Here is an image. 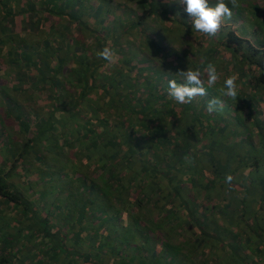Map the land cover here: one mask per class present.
I'll list each match as a JSON object with an SVG mask.
<instances>
[{"label": "trees", "instance_id": "16d2710c", "mask_svg": "<svg viewBox=\"0 0 264 264\" xmlns=\"http://www.w3.org/2000/svg\"><path fill=\"white\" fill-rule=\"evenodd\" d=\"M11 1L0 0V54L10 57L9 64L0 63V73L10 65L18 67L12 89L46 99L50 111L41 117L31 110L32 123L14 101L3 97L5 114L16 122L22 138L15 141L0 129V264H208L221 249L227 250L224 258L240 260L232 263L264 264V176L252 181L264 171V120L257 108H264V0H237L236 8L225 0L232 16L225 17L216 37L201 34L196 52L181 48L180 55L162 45L163 33L145 34L151 19L164 18L179 30H189L192 21L180 0L171 7L165 0H134L142 12L128 23L120 17L111 20L110 8L102 5L80 17L73 0L40 1L48 2L59 21L83 25L97 41L98 53L110 47L116 55L111 64L98 54L99 60L92 59V47L80 39L70 42L72 32L60 28L57 19L46 25L44 18L37 21L39 14L46 15L43 4L14 13L7 7ZM215 4L209 0V6ZM177 11L179 17L170 18ZM28 26L33 42L22 31H29ZM132 31L145 37L146 49L160 56L157 60L139 56L141 49L133 48L128 34ZM222 56L228 58L226 68L216 64ZM208 63L220 77L229 70L243 80L235 100L219 94L223 78L190 104L168 97V81L181 83L177 69L203 72ZM212 99L221 100L225 112L209 113ZM229 113L234 117L228 121L248 134L246 156L237 144L223 140L230 125L224 115ZM246 117L258 131L259 150L250 142ZM47 155L53 157L50 164L44 160ZM201 167L211 169L202 183ZM238 172L244 181L258 182L259 190L253 198L248 186L243 187L237 208L230 195L237 181L228 185L225 177L235 179ZM19 181L28 193L34 194V185H47L38 197L61 193L63 199L44 208L27 199ZM246 207L255 213H247ZM7 217L17 227L6 224L5 231ZM220 217L229 223L226 227ZM235 240L246 242L244 252L235 253ZM246 252L254 257L248 263Z\"/></svg>", "mask_w": 264, "mask_h": 264}, {"label": "rangeland", "instance_id": "374dc122", "mask_svg": "<svg viewBox=\"0 0 264 264\" xmlns=\"http://www.w3.org/2000/svg\"><path fill=\"white\" fill-rule=\"evenodd\" d=\"M40 1L41 0H12L10 3H8L7 7L9 9H12L13 12H14V9H15V11L19 12V11H21V9H22V11H29L31 6H36L38 9H40V6H42V4H43V6L48 5V2L46 3V1H44V3L39 4ZM63 2H64V0H60V2H58V3L63 4ZM172 2H175V0H170V1L165 0V3L167 5L170 4V7L172 6L171 5ZM73 3H74L73 6L76 7V10L78 12H80V17H81V14H83V17H84V14L86 12L90 13V12H92L91 9L96 8L98 5H102V7L105 6L107 8L108 7L110 8L111 16L109 15V18L111 20L113 19V21H115V18L120 17L121 20L123 19L124 23L125 22L128 23L131 18L133 19V17L138 16L142 12L140 5H138L134 0L133 1H131V0H73ZM3 12H4V10H3ZM43 12H45L46 15L45 14L44 15L39 14L38 18L36 19L37 21H42L44 18V25H46V22L50 21L51 19H52L51 21H56V19H57L56 15H55L56 12H54L53 8L47 7V10H45ZM43 12H41V13H43ZM14 13H16V12H14ZM174 14H171L170 18L174 19L175 17H179L178 11L176 12V15H174ZM31 21L32 20H29V22H31ZM177 22H178V18H177ZM23 23L25 24V21ZM89 24H90L89 25L90 28L94 26L93 25L94 23L93 24L89 23ZM119 25L121 26V24H119ZM58 26L60 28L63 27V29H69L70 32H72L71 33L72 37L70 38V40H71L70 42L73 43V41L75 42L76 39H80L83 43H85V45L92 47V49L89 50L92 54L89 52V55H92L93 58L92 57H90V58L95 59V60H99V58L97 57V54H98V47L96 46L97 41L94 38H92L91 34L87 31V29L84 28L83 25H80V27H82V28L77 26V24H75V23H73L71 26H69L68 22L66 23V21L64 22V21L58 20ZM146 26H148V28L145 30L146 36H148V35H152V36L154 35L155 36L157 34L163 33V34H161L162 36L159 38V40L162 42V45L166 46V48L170 49L172 47L173 49L179 51V55L181 52V48H184V51L187 50L188 52L195 53L197 50L196 48L201 43V41L200 42L198 41L201 38L200 37L201 33H197L192 28V26L189 28V30L191 32L195 31L194 34L193 33L187 34V31H189V30H184V29L179 30V29L171 26L168 22H166V20H164V18L157 20L156 22L155 21L152 22V19H151V21L148 20L146 22ZM108 27L109 26H107V28ZM45 28L50 29V26H46V27H44V29ZM121 28H126V27H121ZM23 29L24 30H22V31L26 32L25 36L28 37L27 40L29 42H33L34 36L31 35V31H27L25 28H23ZM118 30L121 32L120 28ZM43 31H44L43 29H40V32H41L40 34H43ZM16 33H19V31H17ZM182 33L185 37L182 35ZM128 34L134 39L131 42L133 48L141 49V51L138 52L140 57L149 58L150 60L151 59L155 60L156 58L160 57L158 55L154 56L152 54L151 49H149V48L146 49L147 40L145 39L144 36L137 35L135 33V31H132L131 34L130 33H128ZM180 37H181V41L178 40V39H180ZM126 39H127V37H126ZM183 39H185V40H183ZM78 47H79V45H78ZM9 60H10V57L7 56L5 52L3 54H0V63L9 64ZM159 60H161V58H159ZM171 60L166 59V61H171ZM166 61H164V62L167 63ZM227 61H228V58L225 56H222L219 58V60L217 61L218 63H216V64L223 63V67L226 68L227 67ZM17 69H18V67H16L15 65H10L8 68H5V70L0 73V129L4 128L7 134H9L10 136H14L15 141L19 142V141H21L22 137L18 136L16 133V131H17L16 122L13 121V119L7 117L5 114V110H4V108H5L4 103L5 102L3 100V97L7 96L12 101H14V103L16 104L18 109L24 115L29 117L31 119L32 123L35 122V120H34L33 115H31L33 113L31 110H34L41 117H43L46 115V113L48 111H50L49 110L50 105L47 103L48 101H46V99L45 100L36 99L32 95L31 96L27 95L26 92H23L24 90L23 91H17V90L15 91L12 89V86L15 84V79H16L15 71ZM160 69H162L164 72H169L168 67H163ZM231 73H232V71H229V70H228L227 74L223 73L222 76L220 77V80H221V78L226 79L228 76H231ZM219 81L217 82L216 85L219 84ZM242 82H243V80L241 81L240 78L237 77V84H238L239 89H241V87H242ZM245 92H246V89H245ZM179 107H180V105H179ZM257 108H259V113H260L258 115V118L260 120H264V108H263V106L257 107ZM217 112L223 113V112H225V110L222 108V110L218 109ZM113 113H115V112L113 111ZM224 116H225L224 119L226 120V122H229L230 125L227 128L226 136L223 137V140L228 142L229 144L230 143L231 144H237L239 146V147L237 146V151H239L240 153L243 152L246 156L247 147H245L246 141L244 139L247 137L248 134H246L243 130H241V132H240L239 127L236 126V122L234 120H231V122L228 121V119H233L232 118L233 115L231 113H229V116H226V115H224ZM184 119H185V117H183V116L181 118H179V120L181 121V123L183 125H184ZM176 120H178V119H176ZM70 124H72V123H70ZM246 125L251 127L252 137L250 139L251 140L250 142L252 144V147L255 150L261 149L262 143L259 139L258 131L253 127L252 123L249 120V117H246ZM71 126L74 129L77 127L75 125H71ZM206 143H209V142L207 141ZM16 147H17L16 144H10L11 149L14 150V149H16ZM256 156L260 157V154L257 153ZM261 156H262V159L264 160V153L261 154ZM30 157H32V156L30 155ZM252 157H253V155H252ZM51 158H53L52 155L44 156V160H46L49 164L51 163ZM230 159L234 160V158H230ZM245 160H249V159H245ZM263 164H264V161H263ZM33 165H35V164H33ZM201 168H203V167H201ZM201 168H199V169H201ZM41 169H43L42 166H41L40 170ZM208 172H211V169H209V168L207 170L204 168L202 169V175L200 174L201 177L199 180L200 183L205 181V179L207 178L206 174ZM242 175L239 172L235 173L233 175L235 177V179H233V181L234 182L237 181L236 186L233 187V190L230 193L231 197L236 198L233 205H235L237 203L236 201L241 197V194L243 195V193H242V192H244L243 187L245 188L248 186L246 189L247 190L246 192L249 196H252L253 198L258 197L259 183L258 182L257 183H255V182L249 183V180L244 181ZM259 176H264V171L260 170L257 175L253 176L252 181H253V179H256V178L258 179ZM20 180H22V179H20ZM238 183H240V184H238ZM18 184L20 185L18 188H20L22 190V192L26 194L27 199H29L32 202L42 203L44 208H45L46 204L49 206V205H52L53 203H56L54 200L59 198V197L61 198V200L63 199V196L61 195V193H58L56 198H55V196L52 195L53 193L52 194L49 193V194L45 195V197H40V196L38 197V194H40L43 191H46L47 185L45 188H41L37 185H34V187L32 189L34 194H31V192L28 193V190H27L25 184H23V181H19ZM54 194H56V193H54ZM236 206L238 208L239 205L236 204ZM44 208H42V209L44 210ZM255 208L256 207H253L252 209H255ZM246 211L249 214L255 213L254 210L252 212H250L248 207H246ZM263 217H264V215H263ZM224 220H225V217H223V218L220 217L218 220L222 227H226L229 224V223L227 224L226 221H224ZM234 221L235 220H233L232 223ZM3 223H4V230L5 231H9L8 226H12V227L16 226L17 227V224L13 223L12 217L5 218ZM232 223H230V224H232ZM260 223L263 225L264 221H261ZM6 224L8 226H6ZM213 225L214 224L212 222H210V221L208 222V229L210 231L212 230ZM242 225L243 224H238V226H242ZM232 226L237 227L236 224L235 225L232 224ZM191 233H188L187 237L193 238ZM237 244H239L240 246ZM243 244H246V242L242 241V243H241V242H237L235 240V242H233L231 245L233 247H235L234 245H236V247L234 248L235 253H236V251H237V253L238 252L241 253V252H244V250L241 248V247H243ZM218 246L219 245H216L217 248H218ZM213 251L216 252V250H213ZM226 251L225 250L223 251V249L218 250L217 253L220 256H217L216 257L217 259L214 258L213 261L208 259V264H220V263L228 264L227 262H231L230 264H238V263H232V262L240 261L235 257L232 258L229 255L230 256L229 259L224 258V255H226ZM227 254H228V252H227ZM247 255L249 256L247 258V260H248L247 263H248L249 260H252L253 255H251L249 253H247ZM32 260H33V258H30V262H32ZM255 262H257V260H255Z\"/></svg>", "mask_w": 264, "mask_h": 264}, {"label": "clouds", "instance_id": "9594fccd", "mask_svg": "<svg viewBox=\"0 0 264 264\" xmlns=\"http://www.w3.org/2000/svg\"><path fill=\"white\" fill-rule=\"evenodd\" d=\"M232 8L239 7L237 0H229ZM185 5V12L192 21V28L209 38H215L220 31L225 17L231 18L232 8L225 0H216L214 7L209 6V0H180ZM98 56L110 64L116 60L115 52L110 47H104ZM175 76L180 78L181 83L172 79L168 81V97L177 104H190L196 97L207 95V89L214 87L220 80V74L214 64L208 63L201 72L199 69H177ZM219 94L228 100H235L238 95L237 76H228L218 89ZM221 100L212 99L208 102L207 111L213 113L222 110ZM233 177L227 175L225 183L231 185Z\"/></svg>", "mask_w": 264, "mask_h": 264}, {"label": "crops", "instance_id": "0c3cea01", "mask_svg": "<svg viewBox=\"0 0 264 264\" xmlns=\"http://www.w3.org/2000/svg\"><path fill=\"white\" fill-rule=\"evenodd\" d=\"M28 28H29V26H28ZM30 30L29 31H33V30H31V28H29Z\"/></svg>", "mask_w": 264, "mask_h": 264}]
</instances>
